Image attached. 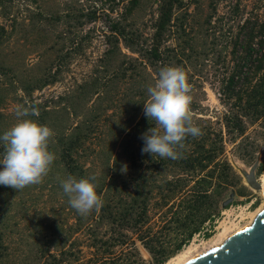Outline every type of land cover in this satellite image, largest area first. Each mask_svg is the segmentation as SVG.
<instances>
[{
  "label": "rangeland",
  "instance_id": "obj_1",
  "mask_svg": "<svg viewBox=\"0 0 264 264\" xmlns=\"http://www.w3.org/2000/svg\"><path fill=\"white\" fill-rule=\"evenodd\" d=\"M131 1L4 0V4L0 5L6 9L4 15L0 7V23L7 29L0 45V135L18 122L15 115L17 106L24 105L31 109L36 104L35 114L22 119H31L45 125L48 122V127L54 132L48 150L56 156L42 183L27 186L18 192L10 189V219L7 225L11 241L18 248L16 255L5 264L50 263L51 258L39 257L37 249L30 246L34 239L40 244L52 239L54 244L51 253L54 254H59L61 248L64 250L73 246L74 253L65 264H85L93 256L94 248L89 246L93 237L99 233L108 237L110 232L126 241L123 246L125 249L135 242L144 263L150 264L153 261L152 254L138 235H144L145 239L159 238L169 247H174L175 243L181 242L187 235L175 228L174 215L182 211L184 196L194 192L192 186L196 179L192 175L183 173L184 177L190 178L188 186L175 194L166 205L158 202L162 199L155 191L157 194L151 200L149 220L140 227L139 232L116 230L114 233V226L99 222L100 209L94 210L87 217L79 215L68 204V198L59 183L60 179L69 176L65 162L61 159L59 139L70 133L76 135L75 126L84 120L89 121L83 132L87 139L73 152L74 158L70 162L80 167L77 170L84 166L89 177L99 178L100 185L103 182L107 185L117 169L119 172L115 191L124 193L127 186L133 185V179L141 170L150 172L153 165H159L158 156L153 158L141 152L144 146L141 134L154 125L145 120L144 125L137 129L136 123L144 116V105L137 113L136 108L140 104L134 102L143 97V85H154L158 74H154L152 69L144 71L140 67V73L136 75L139 81L136 83L130 78L131 70L118 80L114 76L116 61L122 63L129 56L138 57L123 41L119 43L122 54L111 52L113 21L128 11ZM212 1L218 7L215 19L222 17L218 28L222 33L218 32L221 37L217 48L221 51L226 38L223 33L228 34L229 26L232 25L233 31H236V24L244 17L264 15V0H202V7L206 8ZM158 2L140 0L125 23L138 29L136 33L150 36L157 18ZM235 5H239V14L233 12ZM87 13H94L95 19L87 20ZM224 61L223 55L219 64H213V54L210 59L200 60L194 70L193 81L189 83V95L193 123L207 131L212 140L223 141L224 152L220 160L230 162L239 183L224 189L220 187L222 193L218 196L214 217L207 220L201 230L194 233L173 257L190 246L191 254L205 249L210 240L222 232L224 227L231 226V223L236 224L237 229L250 225L256 210L264 207V194L249 186L242 173L243 169L250 171L259 156L260 165L264 162V119L257 122L247 120L243 134L228 131L224 115L229 105L220 97L221 79L226 74ZM96 80L101 85L97 94L96 86H92ZM42 111L46 116L45 123L42 122ZM132 114L136 115L133 123L130 119ZM128 121L130 126L126 125ZM125 137L129 141L128 151L122 147ZM2 157L3 149L0 148ZM124 165L127 166L126 172L121 170ZM260 165L256 170L259 182L264 175V171L258 172ZM0 170H3L2 164ZM154 171L156 173L157 169ZM160 175L172 177V172L163 171ZM77 179H80L78 174ZM242 187H245L244 195L240 194ZM5 194L0 193V198L3 195L6 197ZM232 194L233 200L224 206L223 202ZM121 247L115 250L120 251ZM24 254L27 255L26 259ZM126 263L140 264L133 258Z\"/></svg>",
  "mask_w": 264,
  "mask_h": 264
},
{
  "label": "trees",
  "instance_id": "obj_2",
  "mask_svg": "<svg viewBox=\"0 0 264 264\" xmlns=\"http://www.w3.org/2000/svg\"><path fill=\"white\" fill-rule=\"evenodd\" d=\"M140 0L131 1L128 11L123 12L120 17L115 18L111 27V38L113 43L112 53L122 54L119 43L129 47L138 57H127L128 60L120 63L116 61V79H120L130 72V78L136 83V77L140 73L138 69H152L158 74L164 67H179L184 70L191 83L195 76L194 70L200 60L213 59V64H219L224 55L225 75L221 79L220 97L225 104L229 105V110L224 115L225 126L228 131H236L239 134L245 132L246 121L257 122L264 119V15H248L236 24V31L233 26H229L228 34L223 33L225 44L223 51L218 50L219 38L222 33L219 25L222 17L215 19L218 14V7L212 1L206 8L202 7V0H159L157 18L153 24V31L150 36H143V33H136L137 30L132 24L125 23L129 19V14L137 7ZM4 0H0V5ZM1 7V6H0ZM193 7V9H192ZM3 7H1L2 9ZM239 5L234 6L233 12L239 14ZM2 14L6 15L3 8ZM264 14V13H263ZM87 20L93 21L96 17L94 13L86 14ZM7 34V29L0 23V45L3 37ZM126 56V55H125ZM129 63L128 65H125ZM110 64V63H108ZM111 65V64H110ZM141 75V74H139ZM99 80L92 83L96 86L95 93L99 91ZM104 86V85H102ZM143 97L135 99L136 104H140L136 111H140L142 104L149 99L146 85H143ZM35 110L37 105L34 104ZM47 112V111H46ZM45 123L46 116L41 112ZM136 115L132 114L133 120ZM1 120V119H0ZM147 117L141 116L136 123L137 129L143 126ZM149 121V120H148ZM89 121H82V124L75 126L76 135L70 133L62 135L59 139L61 145V159L65 162V167L69 175L80 179L90 178L84 166L81 170L78 165L70 162L74 158L73 152L78 149L87 139L83 133L85 124ZM41 124V123H39ZM129 121L126 125H129ZM42 125H45L42 123ZM48 126V122L46 123ZM130 126V125H129ZM127 126V128H129ZM123 129V133L127 129ZM203 135L198 138L189 136L185 141L183 158L179 160L161 159L159 165L152 166L151 171L141 170L135 177L133 185L127 186L124 193H116L115 182L118 179V172L114 170L109 183L98 182L95 177L94 182L97 187V194L103 200V206L99 210V222H107L114 226V233L132 230L139 232L140 227L149 220V209L152 198L158 193L161 196V205L175 195L184 191L188 186L189 179L183 173L192 175L195 184L192 186L194 192L187 193L184 197L182 211L175 212L174 226L181 229L187 235L181 242L175 243L174 247H169L165 241H160L156 237H146L138 235L144 246L153 257L154 264H164L170 257L180 251L183 245L189 241L194 233L201 230L203 224L212 219L217 211L218 196L223 189L229 185L239 183L237 175L233 172V167L228 160H220L224 152L222 140H212L210 134L201 129ZM82 134V137H81ZM122 147L128 151L129 141L127 137L123 139ZM126 143V144H125ZM126 145V146H125ZM117 166V165H116ZM155 169H157L155 173ZM163 171L172 172V177L163 175ZM264 171V162L259 167V173ZM176 172H181L176 174ZM93 177V176H92ZM222 184H224L222 186ZM2 187H4L2 189ZM131 188V189H130ZM240 189V194H245V187ZM11 187L0 185V193H6L0 198V264H5L16 255L15 245L11 241L9 225L7 221L8 205L11 202L9 195ZM157 191V193H155ZM1 196V195H0ZM4 205V206H3ZM7 205V206H5ZM95 235L89 246L94 248L93 256L89 257L85 264H127L130 258L138 260L140 264H145L140 256V252L133 245L127 249L123 248L125 240L115 237L113 233ZM149 234V233H147ZM127 236V233H124ZM52 239L40 244L36 239L30 246L37 249L39 257L47 256L51 258L48 264H65L74 253L72 247L62 250L59 254L51 253L53 247ZM173 244V243H172ZM122 246L120 251L116 247ZM25 255V259L27 255ZM18 261H15L17 263ZM47 264V263H46ZM129 264V263H128Z\"/></svg>",
  "mask_w": 264,
  "mask_h": 264
},
{
  "label": "clouds",
  "instance_id": "obj_3",
  "mask_svg": "<svg viewBox=\"0 0 264 264\" xmlns=\"http://www.w3.org/2000/svg\"><path fill=\"white\" fill-rule=\"evenodd\" d=\"M189 92L188 78L179 67L162 68L155 84L147 86L149 99L143 103V112L154 126L141 134L144 142L142 154L179 160L183 158L186 139L203 135L201 128L193 123ZM31 114H35V108L17 106L15 115L18 122L0 135V148L3 149L0 185L17 192L42 183L56 159L55 154L48 150L54 132L34 120L22 119ZM121 170L126 172L127 166ZM94 180L95 177L77 179L71 175L59 180L68 204L83 217L103 206V200L96 191L97 185L92 182Z\"/></svg>",
  "mask_w": 264,
  "mask_h": 264
},
{
  "label": "water",
  "instance_id": "obj_4",
  "mask_svg": "<svg viewBox=\"0 0 264 264\" xmlns=\"http://www.w3.org/2000/svg\"><path fill=\"white\" fill-rule=\"evenodd\" d=\"M260 162L259 156L250 171L242 170L245 182L258 190L262 187L256 177ZM232 200L233 194L223 205H228ZM150 264H154L153 261ZM183 264H264V207L250 225L235 232L220 245L195 255Z\"/></svg>",
  "mask_w": 264,
  "mask_h": 264
},
{
  "label": "bare ground",
  "instance_id": "obj_5",
  "mask_svg": "<svg viewBox=\"0 0 264 264\" xmlns=\"http://www.w3.org/2000/svg\"><path fill=\"white\" fill-rule=\"evenodd\" d=\"M246 180V179H245ZM262 187L260 189V191L264 194V175H262V178L260 180ZM247 183V182H246ZM248 184V183H247ZM262 208L256 210V212L254 213V215L252 216V220L255 218V216L257 215V213L261 210ZM252 223V222H251ZM249 224V223H248ZM236 224L231 223V226H226L224 227L223 231L220 232L219 234H217L216 236H214L211 240H210V244L208 247H206L205 249L196 252L195 254H191V249L192 246H190L187 250L182 251L181 253H179L178 255L172 257L170 260H168L166 262V264H183L186 261H188L190 258L194 257L197 254H200L212 247L218 246L221 243H223L229 236H231L232 234H234L235 232L239 231L242 229V227H239L238 229L236 228Z\"/></svg>",
  "mask_w": 264,
  "mask_h": 264
}]
</instances>
